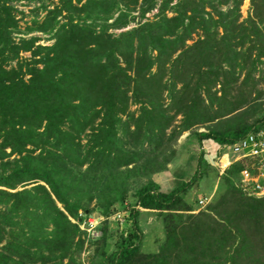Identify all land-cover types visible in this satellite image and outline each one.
<instances>
[{
    "label": "trees",
    "instance_id": "1",
    "mask_svg": "<svg viewBox=\"0 0 264 264\" xmlns=\"http://www.w3.org/2000/svg\"><path fill=\"white\" fill-rule=\"evenodd\" d=\"M23 1L46 12L26 32ZM243 2L0 0V264H85V253L88 264H264V198L237 186L255 161L220 174L203 148L232 145L264 118V0L240 21ZM33 31L54 43L15 37ZM184 133L199 145L197 170L161 192L153 176L177 160ZM208 177L216 191L200 209L210 194L187 197ZM136 183L132 225L113 232ZM141 210L163 224L156 253L142 252ZM93 212L105 219L97 239L78 224Z\"/></svg>",
    "mask_w": 264,
    "mask_h": 264
},
{
    "label": "rangeland",
    "instance_id": "2",
    "mask_svg": "<svg viewBox=\"0 0 264 264\" xmlns=\"http://www.w3.org/2000/svg\"><path fill=\"white\" fill-rule=\"evenodd\" d=\"M59 2V0H54V3L57 4ZM251 0H244L243 5L241 7V20H244L248 17V15L252 14V9H251ZM38 3H28V2H21L20 4H17V8L19 11H22L23 14H19L18 15V20H19V31L20 32H26L27 28H33V22L35 20H37L38 22L42 21L44 19L45 16V11H39V12H34V8L38 7ZM50 8H52V5H50ZM157 10H154L152 13H149L146 15L147 18H152L154 14H156ZM133 16H137L138 12H134L132 13ZM170 16V14H169ZM115 17H117V15H115ZM113 22V20L109 21L108 23ZM136 22L135 23H130L126 28L122 29V30H110L111 33L114 34H119L122 31H126L128 29H131L133 27L136 26ZM15 37L17 39V41L19 40V38H25V39H30L32 37L34 38H38V42L36 45H41V46H49L52 43H54V40H51V35H46L44 33H41L39 31H33V32H29L28 34H21V33H16ZM192 42H189L188 44H191ZM22 56H24L25 58H29L30 57V53H23ZM242 80V77H241ZM240 80V81H241ZM255 80L258 81V84L256 85V96L257 98H259L257 101L254 102V106L256 105V109L258 104H261L260 107L261 109L264 108V64L259 66V72L256 74L255 76ZM256 98V97H255ZM137 107L133 106L131 107L130 110H136ZM180 117H178L177 120H179ZM204 131V130H201ZM188 136V133H184L177 141L176 143V148H177V152H178V158H177V163L178 164H185L184 169H181L180 172H182V174L180 176H190V175H194V173L197 170V167L195 168V171L191 174V166L195 163L194 160L192 158H189V160H191L190 162L188 161V157L187 155H189V152L192 153L190 154L191 156H196L198 155L199 152V145L198 143L193 139L191 140V143H186V138ZM211 146H213V148H211ZM203 148H204V156L205 158H207V160H209V162L213 165V167L215 169H218L213 162L215 163H220V161H222V155H220V150L218 149L219 147L217 145L214 146V143L211 141H205V143H203ZM206 149L208 150V153L206 151ZM9 151V150H8ZM195 157V158H196ZM190 164V165H189ZM181 166V165H180ZM169 167V165H168ZM181 167V168H183ZM175 171V169H174ZM191 176V177H192ZM154 178V176H153ZM144 183L146 182V180H143ZM215 185V181L212 180L211 177L208 178H203L200 180L199 183V187L200 188H196L194 187L193 190L189 193L188 195V199H191L192 201H196L197 198L200 197V195H202L203 193L208 194L210 192V189L214 188ZM217 185V183H216ZM30 186H28L29 188ZM139 188V186L136 184H134L132 191L129 193L130 198H128V200L126 201V206L128 211H122L119 212L121 214H124V222H118L115 221V217L114 215L112 217H110L109 219V227L111 229V231L113 232H122L123 230H126L127 227H130L132 225V222L130 220V213L132 211V209H139V207L136 206V196H134L136 190ZM0 189H3L0 187ZM22 188H18V190H21ZM17 191V190H15ZM216 191V189H215ZM212 192L210 193L211 199L213 197V194L215 193ZM14 192V191H12ZM208 197V196H207ZM211 201V200H210ZM200 209H197V211H199ZM141 215L138 218V225L140 227V230L142 231V237H141V248H142V252L144 253H156L159 250L161 241L164 240V232H163V224L161 222V220L159 219V217L156 215V213L153 212H145L144 210H141ZM85 215V214H84ZM90 216H92V220H96L98 223V226L100 227L101 222H103L105 219L103 218V216L99 213V212H93ZM114 219V220H113ZM98 227V229H99ZM88 254V253H87ZM87 254H82V257L84 259V263L88 264V259Z\"/></svg>",
    "mask_w": 264,
    "mask_h": 264
},
{
    "label": "built area",
    "instance_id": "3",
    "mask_svg": "<svg viewBox=\"0 0 264 264\" xmlns=\"http://www.w3.org/2000/svg\"><path fill=\"white\" fill-rule=\"evenodd\" d=\"M222 160L226 162L214 163L220 174L227 170L235 162L244 159H253L255 162L247 170L241 173L237 186L249 198H264V118L260 123V128L254 132H250L242 139L232 145L219 146ZM211 200V196L203 198L199 202L200 209L204 208ZM115 221L124 222V214L116 213ZM114 220V219H113ZM80 229L85 231L87 238L97 239L101 236L96 220H92V216L83 215L78 222ZM100 224V223H99Z\"/></svg>",
    "mask_w": 264,
    "mask_h": 264
},
{
    "label": "crops",
    "instance_id": "4",
    "mask_svg": "<svg viewBox=\"0 0 264 264\" xmlns=\"http://www.w3.org/2000/svg\"><path fill=\"white\" fill-rule=\"evenodd\" d=\"M241 14H242V12H241ZM211 143H212V141H211ZM215 145H217V144L214 143V146ZM211 148H213V146H211ZM206 151L208 153L207 149H206ZM190 154H192V153L189 152V155H187L188 161L190 162L191 160H189V158H192L195 162L191 166V174H192L195 171V168L197 167L198 155H197V157L196 156L193 157ZM177 161H175L173 164H170L167 171L154 175L153 181L156 185L159 186L161 192L168 193V192L172 191L174 188L180 186L183 182H187L191 179L192 175L180 176L182 174V172H180V174H179V171H181V169H184L183 166H185V164H183V166H182V164H178ZM181 167H183V168H181ZM174 169H175V171H174ZM210 193H208V194H210Z\"/></svg>",
    "mask_w": 264,
    "mask_h": 264
},
{
    "label": "bare ground",
    "instance_id": "5",
    "mask_svg": "<svg viewBox=\"0 0 264 264\" xmlns=\"http://www.w3.org/2000/svg\"><path fill=\"white\" fill-rule=\"evenodd\" d=\"M222 162H223V163H225V162H226V160H225V159H223V160H222Z\"/></svg>",
    "mask_w": 264,
    "mask_h": 264
}]
</instances>
